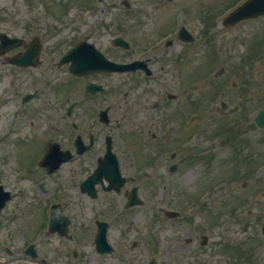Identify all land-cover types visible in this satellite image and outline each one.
I'll list each match as a JSON object with an SVG mask.
<instances>
[{
	"label": "flooded vegetation",
	"instance_id": "1",
	"mask_svg": "<svg viewBox=\"0 0 264 264\" xmlns=\"http://www.w3.org/2000/svg\"><path fill=\"white\" fill-rule=\"evenodd\" d=\"M70 24L60 54L53 44H41L38 67L54 66L55 59L58 61L75 47L78 48L73 51V65L95 62V57L98 58L96 51L115 63L131 61L115 54V49L104 48L103 35L94 28L86 31L81 20L71 21ZM21 39L23 41L15 48L0 51L3 63L26 51V41L32 37L21 35ZM148 59L153 72L151 76L140 69L73 76L67 63L64 66L68 83L64 87V95L58 97L54 92L53 104L47 98L48 107L40 106L41 111L37 104L23 103L26 112L18 118V123L25 124L15 129L19 135L14 142L15 157L36 162L48 156L50 162H57L65 155H71L58 169L65 166V170L52 173L38 170L34 176L36 182L31 180V195L35 198L33 206L45 210L55 204L65 214L71 215L67 228L62 222L54 220V231L47 228L48 216L41 214L32 221L28 233L37 264H143L148 259H154V264H158L156 260L182 258L197 249L198 236L193 234V229H188L192 226L182 210V206L190 200L183 195V177L189 176V173L182 169L184 164H188V156H184L179 149L174 157L170 156L173 162L170 163L165 144L158 141L157 146L151 147V143L159 138H152V141L144 137L149 126L152 129L161 128L158 119L162 114H157L161 109L159 104L168 103L164 98L161 102L157 100L156 93L136 89V80L140 77L149 76L148 80L153 77L156 60L153 57ZM22 70L17 69L16 73ZM88 83L103 85L105 90L88 91L85 89ZM121 86L128 89L122 91L119 89ZM42 93L36 89L30 100ZM102 112L106 114V122H103ZM156 115L154 120L147 118ZM141 116L144 120L139 122ZM253 128L256 129L255 126ZM230 142L234 147L233 155L243 157L244 171L241 174H247V179L241 186L250 190L245 200L241 198V204L255 208L256 190L262 186V181L258 179L263 177L260 171L263 156L259 154L264 148V137L254 141L230 139ZM246 153L250 161L244 157ZM151 156L155 158L151 159ZM112 158L123 179L119 189L109 187V183L102 178L94 185V195L88 190L83 191L81 184L94 172L98 161ZM104 168H111L110 163L105 162ZM22 199L23 194L15 201V208L7 206L4 209L3 221H15L12 219L13 210L21 206ZM153 199L157 202L153 203ZM173 210H179V217L169 218L165 214ZM239 211L236 209L235 215ZM223 212L230 214V202ZM246 214L251 216L250 209ZM242 220L247 221V218ZM184 226L188 228L183 229ZM12 238L11 233L4 236L7 241Z\"/></svg>",
	"mask_w": 264,
	"mask_h": 264
},
{
	"label": "rangeland",
	"instance_id": "2",
	"mask_svg": "<svg viewBox=\"0 0 264 264\" xmlns=\"http://www.w3.org/2000/svg\"><path fill=\"white\" fill-rule=\"evenodd\" d=\"M36 3H34V12H39V15L37 13V15L26 11L20 7L22 10H18V8L16 9V11H14L13 9L9 8L11 11V15H6V21L0 22V30L6 31L9 34H14V35H20L24 29L29 28L32 32H37L38 29H40L41 31H48L51 33H54L55 35L61 36L64 31H57V25L54 26L53 24L55 22H57L56 19V12L58 11H63L65 10L66 4H67V0H51V2H53L51 5L53 10V12H51L49 15H47L46 11V15L42 9L41 6V2L39 0V2L37 0H35ZM110 0H108V2H106L104 0V10H106V7L109 3ZM113 1V7L111 8V12H115L117 10L119 11H124L125 8H123V6L121 5V1L122 0H112ZM130 3L132 2V4L134 5V11H144V10H151V6L148 4V2L146 0H128ZM230 3L232 1H239V0H228ZM243 0H240V2ZM160 5H161V10L163 11H169L168 7L170 6L169 4H165L164 2H161L160 4H153L154 7H158V9H160ZM71 8V7H70ZM172 8V7H170ZM169 8V9H170ZM174 10V8H172ZM30 10V8H29ZM72 10H78V8L75 6L74 9ZM52 11V10H51ZM41 12V13H40ZM215 11H212L209 13V15L214 14ZM41 14V16H40ZM59 14V13H57ZM95 15V13L93 14ZM16 19H21V21H23L24 23L21 25H18L16 22ZM193 21H195V19L193 18ZM260 22H263L264 24V18L263 19H259ZM258 25L257 20L254 21L253 20V24L250 25L246 30L244 28H242L243 26L238 25L235 28L231 29L230 32L227 31L223 34H221V44L223 43H227L228 46L230 48L232 43H237L234 48L236 50V54L238 55V53L242 52L243 48L248 45V38L252 35V30L254 27H256ZM38 26V29H37ZM141 25H139V27H141ZM239 27H241V31H239ZM243 33V35H242ZM149 33L147 34H140V35H135L139 41H144L146 40V38L148 37ZM226 35V38L224 37ZM44 39L46 41H50L48 36H44ZM259 37L257 36V43H259ZM198 56H192L189 60H187L186 62H184L183 66L181 67V75L182 76H188V75H192L194 68L196 67L197 63H198ZM231 66L237 70L236 71V79H232V77L227 73L223 76H219L216 73L212 74L214 75V79L208 78L206 75H204L195 85L194 91H193V103L194 105H196V107L199 109H185V110H180L178 107L176 108L175 111L178 112V114L180 115V121L182 122V125L184 128H196L198 131V136L196 137V139L192 142L186 143L184 142V145H189V144H193V143H197L200 146H204L206 145L208 142H210L211 140H213V142L215 144H218V142L223 139L224 135L223 134H216L213 136L212 131L213 130H218L222 125L223 121H228L232 116H227L228 119H223L218 117L217 115V109L221 108V102L224 101L226 102L228 107H241V106H247L250 109H252L251 113L255 112V110L259 107V106H264V77H262V79H260L259 81L255 82L254 84H249V82H247L246 86H247V94H246V98L241 99V95L238 92L239 88L236 89H232L231 86L233 83L235 84H239V86L244 84V81L242 80V74H243V67L239 66L238 63L235 61V54L233 52H231ZM174 64H172L173 67ZM200 67H204L205 62H203V64H199ZM225 66L230 70V65L229 64H225ZM171 66L166 67V69L163 70V73L166 74L167 77H169L167 75V72H169L170 70H172ZM263 68H264V64H263ZM176 69V68H175ZM40 70V68L38 69V71ZM264 71V69H262ZM209 73V72H208ZM25 74H23L22 76H24ZM7 75L6 73H4L3 68L0 66V90L6 86L7 84ZM196 82V81H194ZM164 83H166V86L168 88L167 92H172L175 91L177 88V84L179 87H182V81L178 80L177 77L176 78H171V79H166L164 81ZM215 83V84H214ZM129 84H131L129 82ZM157 90L162 91V87L163 85H156L154 86ZM124 89V88H122ZM219 90V92H218ZM218 92V93H217ZM40 101V100H39ZM178 103V102H175ZM173 104V103H172ZM211 106L214 108L213 111H209L208 107ZM189 113H192V116H194L197 120L195 122H190L188 120V115ZM251 116H253V114H249L248 118H250ZM147 118L154 120L156 117L153 116H147ZM232 119V118H231ZM144 118L143 116H141V118L139 119V122L143 121ZM223 120V121H222ZM150 129L152 130L151 126H149ZM151 132H156V131H151ZM181 132H185V131H181ZM180 132L177 131H169V130H160L159 133H157V136H161L160 138L163 139V137L165 136L166 138L168 137H173L174 135H177ZM254 135V134H253ZM146 139L148 138L147 135L144 136ZM12 138L14 139H18L19 135L16 133L12 136ZM11 140V139H10ZM170 142L172 141V139L169 140ZM228 149V148H227ZM226 149V150H227ZM151 151H153V148H150ZM225 150V151H226ZM213 153L215 154H220V153H224L222 148H217L213 151ZM222 162H226L225 160H221ZM11 165V163H10ZM196 165V167L193 166V169L196 170L194 172V174L192 173V171L190 172V177L192 179V182H189L185 179L184 177V184H188V186L190 187H195L194 183L197 184V187H206L208 185H210V183L214 180L213 178H215V180L219 179L217 177H211L216 175V174H221L222 172L224 173V170H222L220 172V170L222 169L223 166H220L219 169L217 170V165L212 162L210 164H208L207 166V170H208V174H205L202 172L201 167H203V164L201 163H196L193 164ZM229 169V168H228ZM227 169V170H228ZM218 174V175H219ZM211 178V179H210ZM214 180V181H215ZM208 181V182H207ZM194 182V183H193ZM264 185V184H263ZM221 187V186H220ZM191 190L188 191V193H190ZM241 192V191H240ZM240 192H230L232 193V197H231V201H236V198L239 196ZM206 194H208V192H206ZM190 195V194H189ZM188 195V196H189ZM208 199L207 202V210H210V212H214L217 213L218 208L220 207L221 203H224L227 199L226 196L223 193V190L221 189L220 191L216 190V193L214 194H208L203 196V199ZM260 200V199H259ZM27 201V200H24ZM259 204H261L259 207L261 208L259 210V213L262 215H264V199L260 200ZM28 211H26V213H33V211H29V207L27 206ZM207 210H201V208H197L195 207L193 209V218L196 221V224L198 225L200 231L204 230L205 232H210L209 230H213V232L211 233V235L213 236L216 244H218L220 242V237L222 236V231H224L223 229H225L227 226L226 225H222L221 223V227H211V225L209 224L208 220H207ZM21 213H24L21 212ZM232 228V227H231ZM233 228H237V227H233ZM226 233V232H225ZM1 236V234H0ZM245 234L244 233H239L237 234L236 232L233 231H229L227 233V238L230 241L231 244H236L239 242H243V244L246 246V243L244 241L245 239ZM264 258V255L261 256V259L259 262L255 263V264H260L261 260ZM194 260V259H193ZM170 261L172 260H167V263L169 264ZM225 261H230L229 258H225L223 255L214 253V258L213 264H223ZM198 262V261H197ZM177 264H195L194 261L191 260H187L186 262L184 260L179 261ZM206 264V262H205ZM264 264V261L263 263Z\"/></svg>",
	"mask_w": 264,
	"mask_h": 264
},
{
	"label": "water",
	"instance_id": "3",
	"mask_svg": "<svg viewBox=\"0 0 264 264\" xmlns=\"http://www.w3.org/2000/svg\"><path fill=\"white\" fill-rule=\"evenodd\" d=\"M2 204H3V197H1V195H0V207Z\"/></svg>",
	"mask_w": 264,
	"mask_h": 264
}]
</instances>
